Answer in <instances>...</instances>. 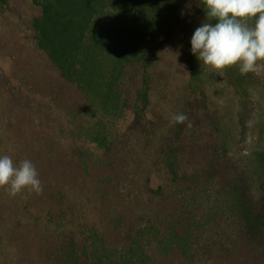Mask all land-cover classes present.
Wrapping results in <instances>:
<instances>
[{
    "label": "rangeland",
    "instance_id": "obj_1",
    "mask_svg": "<svg viewBox=\"0 0 264 264\" xmlns=\"http://www.w3.org/2000/svg\"><path fill=\"white\" fill-rule=\"evenodd\" d=\"M39 15L31 0H0V156L30 160L43 187L15 197L0 189V264H59L75 241L81 249L92 226L110 246L126 245L124 230L147 223L165 230L182 214L177 191L207 189L225 202L228 189L242 185L243 159L264 149V71L254 74L251 100L240 108L224 70L205 68L191 52L202 24L198 5L185 1L151 49L149 105L138 116L142 73H125L127 107L108 125L104 148L91 140L98 118L85 119L82 97L33 42L30 23ZM177 113L187 121L173 123ZM251 189L257 206L261 186ZM226 210L199 233L215 251L202 247L194 261L153 251L154 264H264V243L245 240Z\"/></svg>",
    "mask_w": 264,
    "mask_h": 264
},
{
    "label": "trees",
    "instance_id": "obj_2",
    "mask_svg": "<svg viewBox=\"0 0 264 264\" xmlns=\"http://www.w3.org/2000/svg\"><path fill=\"white\" fill-rule=\"evenodd\" d=\"M185 1L198 5L205 22L202 0H31L40 13L30 23L33 42L60 79L82 97L85 119L98 118L91 137L98 147L109 145L108 125L124 116L127 101L122 86L128 69L139 68L142 73L135 98L136 116L148 107L150 51L180 17ZM224 72L239 107L244 108L251 100L254 73L241 75L235 66ZM81 126L75 129L78 137L84 128ZM243 164L239 180L244 189L235 184V189H228L225 202L215 201L207 189H181L177 192L186 201L184 211L174 215L164 231L155 223L137 225L134 233L124 230L126 245L112 247L105 232L92 226L81 249H77L81 245L75 241L59 264H154L153 251L159 258L178 251L194 261V254L202 247L215 251L200 234L211 219H219L226 209L230 214L226 220L238 219L245 240L264 243V149L252 152ZM256 184L261 186L262 196L254 206L249 198ZM152 193L165 195L164 189Z\"/></svg>",
    "mask_w": 264,
    "mask_h": 264
},
{
    "label": "clouds",
    "instance_id": "obj_3",
    "mask_svg": "<svg viewBox=\"0 0 264 264\" xmlns=\"http://www.w3.org/2000/svg\"><path fill=\"white\" fill-rule=\"evenodd\" d=\"M202 3L206 20L191 38V52L201 64L214 72L233 66L241 75L264 71V0ZM187 119L183 113L172 116L175 124ZM0 189L12 197L25 190L38 194L43 191L35 165L28 159L14 163L9 155L0 156Z\"/></svg>",
    "mask_w": 264,
    "mask_h": 264
}]
</instances>
